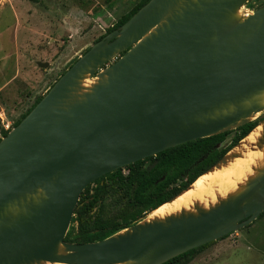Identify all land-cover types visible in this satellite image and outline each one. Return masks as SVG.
I'll list each match as a JSON object with an SVG mask.
<instances>
[{
    "label": "water",
    "instance_id": "water-1",
    "mask_svg": "<svg viewBox=\"0 0 264 264\" xmlns=\"http://www.w3.org/2000/svg\"><path fill=\"white\" fill-rule=\"evenodd\" d=\"M249 1L150 0L59 77L0 140V264H163L264 213L263 168L210 209L65 240L101 176L259 113L254 129L264 121V4L239 16Z\"/></svg>",
    "mask_w": 264,
    "mask_h": 264
},
{
    "label": "rangeland",
    "instance_id": "rangeland-1",
    "mask_svg": "<svg viewBox=\"0 0 264 264\" xmlns=\"http://www.w3.org/2000/svg\"><path fill=\"white\" fill-rule=\"evenodd\" d=\"M136 2L0 0V111L16 122ZM262 4L264 0H250L241 12H251ZM38 61L49 66L41 67ZM105 202L110 213L118 212L116 201L110 198ZM73 225L77 228V223ZM190 264H264V213L251 224L215 240Z\"/></svg>",
    "mask_w": 264,
    "mask_h": 264
},
{
    "label": "trees",
    "instance_id": "trees-1",
    "mask_svg": "<svg viewBox=\"0 0 264 264\" xmlns=\"http://www.w3.org/2000/svg\"><path fill=\"white\" fill-rule=\"evenodd\" d=\"M149 1L137 0L133 8L108 29V33L119 29ZM103 38L105 35L97 41ZM43 96L44 94L34 100L14 126L21 122ZM260 119L262 116L235 129L170 147L96 179L82 192L65 240L78 243L102 240L149 216L153 210L186 190L200 175L218 163L254 129ZM231 134L230 141L224 144ZM110 198L119 205L116 214L108 211L105 201ZM74 223H77V228ZM214 242L191 249L163 264H190L195 255Z\"/></svg>",
    "mask_w": 264,
    "mask_h": 264
},
{
    "label": "bare ground",
    "instance_id": "bare-ground-1",
    "mask_svg": "<svg viewBox=\"0 0 264 264\" xmlns=\"http://www.w3.org/2000/svg\"><path fill=\"white\" fill-rule=\"evenodd\" d=\"M251 13L242 14L239 11L238 15L245 17ZM93 83L95 81L84 80L86 87H90ZM262 138H264V121L229 153L226 162L200 176L182 194L154 210L147 217V221L164 220L169 216L179 215L183 211L197 213L198 208L207 210L243 191L249 180L264 168V144L262 147L259 146Z\"/></svg>",
    "mask_w": 264,
    "mask_h": 264
},
{
    "label": "built area",
    "instance_id": "built-area-1",
    "mask_svg": "<svg viewBox=\"0 0 264 264\" xmlns=\"http://www.w3.org/2000/svg\"><path fill=\"white\" fill-rule=\"evenodd\" d=\"M0 140L4 137L5 132H9L13 127L15 122L6 118L5 113L0 111Z\"/></svg>",
    "mask_w": 264,
    "mask_h": 264
}]
</instances>
